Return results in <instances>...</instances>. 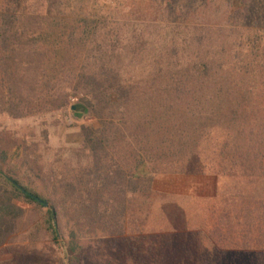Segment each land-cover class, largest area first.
I'll return each instance as SVG.
<instances>
[{
  "label": "trees",
  "instance_id": "1",
  "mask_svg": "<svg viewBox=\"0 0 264 264\" xmlns=\"http://www.w3.org/2000/svg\"><path fill=\"white\" fill-rule=\"evenodd\" d=\"M260 1L262 7L252 0H198L190 13L184 0L179 15H171V2L152 0L160 21L179 17L150 42L131 40L115 19L134 0H0V116L52 114L76 100L73 114L94 119L81 127V148L70 150L75 164L61 172H45L27 143L0 133V251L26 215L22 203L46 208L32 195L50 206L44 230L63 252V264H81L83 240L99 234L130 256L143 255L142 248L168 232L152 219L166 199L154 189L156 176H214L237 182L231 202L245 208L236 220L255 219L259 228L256 238L229 241L232 248L264 264ZM250 9L258 12L253 35L238 54L222 48L228 62L216 57L213 41L224 28L211 22L192 29L190 18L204 24L213 13ZM218 232L214 227L203 236L222 252L226 239L215 238Z\"/></svg>",
  "mask_w": 264,
  "mask_h": 264
},
{
  "label": "rangeland",
  "instance_id": "2",
  "mask_svg": "<svg viewBox=\"0 0 264 264\" xmlns=\"http://www.w3.org/2000/svg\"><path fill=\"white\" fill-rule=\"evenodd\" d=\"M134 1L135 6L118 8L115 19L129 33L131 40L138 41L142 38L152 42L156 39L158 30L166 31L168 20L165 22L159 20L161 8L153 5L152 0ZM162 1L171 2L170 6L176 9L171 15H179L176 6L184 0H159V3ZM252 1L256 7L263 5L260 0ZM197 3L198 0H187L190 13H195ZM108 7L110 8L111 5ZM256 13L258 12L254 13L252 9L250 13L238 12L223 17L213 13L205 18L207 21L204 24H196L193 21L195 19L192 18L190 20L192 29H202V25L211 22L224 28L214 33L213 41L214 48L218 50L216 57L224 58L225 61L227 59L228 62V55L225 56L222 48L227 47L228 52H231V48L234 47L236 54L242 51L244 43L248 42V37L253 35L252 27L256 21ZM178 17L173 16V21L168 24L170 26L177 24L175 18ZM262 24L260 23L258 27H262ZM240 44L242 45L238 46ZM179 53L181 55V52ZM136 75L144 77V72ZM77 103L76 100H72L66 110L32 118L16 120L0 116V133L6 131L19 142L27 143L37 155L39 165L45 172L51 170L61 172L71 164H75L74 160L68 159L70 150L82 146L81 127L94 123V119H78L73 114L75 112L73 108ZM16 154L15 152V158ZM155 185L157 193L165 195L166 199L157 202L152 219L156 223L160 222L161 229H167L168 232L155 239V244H147L140 253L143 255L138 256L128 255L125 248H115L105 235L92 236L82 242L81 264H141L142 262L145 264H256L237 249L234 250L232 248L234 244H230L244 243L246 238L251 240L260 236L259 228L254 223L255 219L247 220L246 224H240L236 220L238 213H244L245 204L231 202L239 187L235 180L216 177L205 180L203 176L158 175ZM39 189L42 190L41 186ZM245 193L248 195L253 192L248 187ZM226 197L231 203L225 199ZM21 206L26 209V215L9 246L0 251V264H63V252L44 230L45 218L50 207L41 209L36 205L30 206L25 203ZM251 225H255L253 229ZM214 227L219 230L215 238L223 235L226 239L222 245L224 249L222 252L212 244H208L203 236L206 231L210 229L212 231ZM147 249L151 251L147 252Z\"/></svg>",
  "mask_w": 264,
  "mask_h": 264
},
{
  "label": "water",
  "instance_id": "3",
  "mask_svg": "<svg viewBox=\"0 0 264 264\" xmlns=\"http://www.w3.org/2000/svg\"><path fill=\"white\" fill-rule=\"evenodd\" d=\"M73 109H75V108H73ZM29 196H31V197H33L36 201H38L41 205H43V206H45V207H50L49 206V204H47L46 202H44L43 200H41V199H39V198H37V197H35V196H32V195H29Z\"/></svg>",
  "mask_w": 264,
  "mask_h": 264
},
{
  "label": "crops",
  "instance_id": "4",
  "mask_svg": "<svg viewBox=\"0 0 264 264\" xmlns=\"http://www.w3.org/2000/svg\"><path fill=\"white\" fill-rule=\"evenodd\" d=\"M193 177H199V176H193ZM201 177V176H200ZM205 177V180L213 178L214 176H203ZM217 178V177H216ZM154 189H156V185L154 184ZM156 191V190H155ZM157 192V191H156Z\"/></svg>",
  "mask_w": 264,
  "mask_h": 264
}]
</instances>
